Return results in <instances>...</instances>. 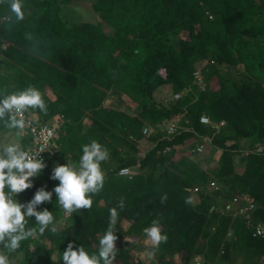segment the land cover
Masks as SVG:
<instances>
[{
    "label": "trees",
    "instance_id": "1",
    "mask_svg": "<svg viewBox=\"0 0 264 264\" xmlns=\"http://www.w3.org/2000/svg\"><path fill=\"white\" fill-rule=\"evenodd\" d=\"M12 2L0 0V98L34 86L47 112L28 109L26 114L45 123L62 115L69 123L58 153L51 148L41 153L46 167L15 199L26 203L40 187L52 191L59 183L50 178L53 167L72 164L70 158H80L82 147L93 140L109 158L101 163L103 189L90 194L92 207L67 214L53 193L52 203L37 206L54 217L43 235L35 218L26 217V229L36 228L37 234L12 252L0 243L8 264H63L69 243L98 254L109 209L121 198L125 209L115 231V259L121 264H146L134 261L131 253L147 242L143 229L154 219L168 237L155 250L157 264H194L196 259L200 264H264V238L252 232L264 222V0H20L22 20L11 11ZM88 3L97 21L68 17L72 5ZM198 70L204 90L194 83ZM166 85L173 94L188 93L166 107L155 100ZM122 88L133 97L137 117L105 106L112 90ZM185 108L196 138L215 136L203 155L178 151L194 133L172 140L160 132L143 135L144 125L158 131V124L183 115ZM203 115L226 125L217 131L203 126ZM87 118L91 125L85 131ZM182 124L187 126L185 120ZM16 131L0 121V141ZM138 140L156 145L142 157ZM246 140L249 153L244 155ZM15 141L10 144L22 150L31 144L30 136ZM169 147L173 150L165 153ZM123 149L129 154H121ZM218 150L221 157L211 166ZM137 166L140 173L132 179L117 175L121 168ZM211 180L221 188L199 192L195 203L189 189ZM242 195L256 205L251 217L212 210L216 201Z\"/></svg>",
    "mask_w": 264,
    "mask_h": 264
},
{
    "label": "clouds",
    "instance_id": "2",
    "mask_svg": "<svg viewBox=\"0 0 264 264\" xmlns=\"http://www.w3.org/2000/svg\"><path fill=\"white\" fill-rule=\"evenodd\" d=\"M11 11L15 14L17 20L23 19L24 14L20 0H13ZM5 19L6 18H3L2 21ZM204 82L205 80L202 71H196L194 73V83L201 90H204ZM115 90L116 89L112 90V92ZM167 93L160 101L157 100L156 93V102L169 107L171 104L179 102L187 95L188 91L184 90L178 94H173L172 91H170V96ZM159 95H163V93ZM128 107L129 108L125 107L123 110L120 109L118 111L129 113L132 117H137V115H139V110H137L136 113L128 112L130 110H136L134 103L128 102ZM28 109H39L41 112H47V105L42 98V94L34 86H28L23 90L0 98V121H4V126L8 129L20 130V135L21 132H23L21 137L30 136L31 139V144H29L24 150L21 149L19 144H8L4 147L2 153H0V243H2L4 248L8 249L10 252L17 250L20 247L21 241L37 234L36 228L26 229V217L35 218V222L39 226L38 231L40 235H43L49 225L53 223L54 217L51 211L47 208L42 211H37L38 205L52 203L53 193L56 196V201L60 208H62L67 214H71L81 209H90L93 203L90 194L99 193L104 186L105 176L101 169V163L107 161L109 158L108 150L97 141L93 140L82 147L83 154L80 158L78 154H76L75 157L70 158L72 164H56L53 167L50 178L59 181V183L52 189V191H47L45 190V187H40L30 201L19 203L15 197L33 187L30 178L38 177L46 167L43 159H36L34 156L29 155L31 153H38L41 157L43 155L41 153L46 151H41L40 147L35 144L31 129L36 128L39 131L50 129L51 135L48 133L47 139V143L49 144L48 148L52 149V153H58L61 147L59 140L64 137L66 133L65 130L69 124L62 115H56L51 119V123H45L40 121L36 116H28V114H26ZM186 112H188L187 108H185L183 115L181 114L173 120H167L158 124L156 126H159V128H157L158 131H155L153 127H150L151 124L144 125L143 135L145 138H149L151 135H154V132H160L163 139L172 140V138L180 136L185 132H191L195 134V138L187 145L183 147L181 146L178 151H185L188 154L199 156L203 155L206 152L207 144L212 143L215 136H203L201 139L196 138L197 134L194 132V129L189 126L191 123L186 116ZM182 120H185L187 126L182 124ZM85 121L83 124H85ZM200 123L203 126H209L212 129H216V131L226 125L224 121L219 123L213 122L207 115L200 117ZM162 125L164 128H161ZM89 127L84 125V130L87 131ZM171 127H174L173 132L170 130ZM18 134L19 133L17 132V135ZM141 141L138 140L137 143H140ZM201 144L205 146V151L203 153L194 152L196 147ZM155 145L156 143L153 144V147ZM151 149L152 148L149 150ZM125 150L126 149H123L122 151ZM172 150L173 149L169 147L166 148L164 152L169 153ZM260 150L262 151L264 149L261 148ZM148 151L144 153L141 150L140 153L142 157H144ZM248 153L249 151H244V155H247ZM73 163H75V165H73ZM124 169H129L131 175H121V171ZM138 173H140L139 166L124 167L118 171L117 175L119 177L132 179ZM212 182L216 183L218 189L210 187ZM6 187L9 190L7 193L5 192ZM195 188H199V192L210 193L215 190L218 191L221 186L215 180H211L208 185L195 186L192 190L190 188L189 191H191V195L198 197L199 192H195ZM166 199V196L162 197L161 203H164ZM229 201H231V199L228 201H222L220 205H218V201H216L217 206H214L212 210L218 207L219 211L225 214L223 208ZM124 209L125 203L123 198L117 202L115 207L109 209L108 227L99 239L98 254L94 253L90 255L85 251L83 246L74 248L73 244L69 243L66 250L62 253L63 264H113L117 254L115 245L117 240V236L115 235L116 224L119 219V213ZM225 215L232 216L229 214ZM52 230L55 231V228ZM143 231L147 237V242H150L152 246L153 250L148 252L149 258H152L155 255V250L161 243L166 242L168 237L167 235L162 234L159 222L156 219L151 222V226L144 228ZM0 264H8L5 255H0Z\"/></svg>",
    "mask_w": 264,
    "mask_h": 264
},
{
    "label": "rangeland",
    "instance_id": "3",
    "mask_svg": "<svg viewBox=\"0 0 264 264\" xmlns=\"http://www.w3.org/2000/svg\"><path fill=\"white\" fill-rule=\"evenodd\" d=\"M68 17L72 18L74 16L78 17L79 20H83V21H97V15L93 12L90 3L86 4V5H72V9H70L69 11H67ZM104 29H106V31L108 30L106 28V26L104 25ZM184 37H186V33L184 34ZM228 68L227 67H223L222 68V72H224L225 74L227 73ZM236 76L240 73L241 71L239 69H233L231 70ZM214 86V83H213ZM161 90V91H160ZM159 90V93L157 92V100L160 101L167 93L170 96V91H171V87L170 86H164L163 88H161ZM163 93V95H159ZM128 102L134 103L133 97H131L130 95L126 94V90L125 89H120V90H115L114 92H111L110 95L108 96V98L105 101V106L115 109V110H123L125 107H128ZM135 111H128L130 113H136L137 112V108L135 106ZM176 120V119H175ZM150 127H153L150 126ZM154 128V127H153ZM156 128H159L156 127ZM161 128H164L163 125L161 126ZM160 130V129H159ZM23 135V132H21V136ZM11 136V140H9V142L11 141L12 143H16V136H14L13 140H12V135ZM143 152L145 153V148L143 145H141ZM121 154H129L126 150L125 151H121ZM78 160V159H77ZM213 163H216L218 160L217 154L215 156V158L212 159ZM211 160V161H212ZM72 161V160H71ZM102 164H101V169L102 168ZM112 169V168H111ZM106 174H107V170H106ZM105 174V175H106ZM195 199L196 201L199 199L197 196L194 197V195H192V199ZM194 201V200H193ZM196 203V202H195ZM142 247L140 249H138L136 252H132L131 256L134 259V261H137L139 258L142 259V261L146 264H157L156 259H155V255L152 258H149L148 256V252H150V250L148 249L151 244L147 243L145 241H142ZM3 253H0V255H2ZM55 260L57 261V257L55 258ZM17 261H15V264H17ZM180 262V261H179ZM114 264H121L118 259L114 260Z\"/></svg>",
    "mask_w": 264,
    "mask_h": 264
},
{
    "label": "built area",
    "instance_id": "4",
    "mask_svg": "<svg viewBox=\"0 0 264 264\" xmlns=\"http://www.w3.org/2000/svg\"><path fill=\"white\" fill-rule=\"evenodd\" d=\"M24 118V115H23ZM172 132L174 131V127H171L170 129ZM48 133L51 135L50 129H44L42 131L37 130L36 128L31 129V134L33 135L34 142L37 146L40 147V150H47L49 147V144L47 143L48 139ZM36 151V150H35ZM205 151V146L203 144L198 145L194 152L197 153H203ZM30 156H34L36 159H39L40 156L38 153H31ZM121 175L124 176H130V170L124 169L121 171ZM211 188L218 189L216 183L212 182L210 184ZM195 192H199V188L194 189ZM256 209V206L252 199L248 196H242V197H234L231 199V201L227 202L223 208V212L225 214L232 215L234 217L242 216V217H250V214L253 213ZM230 236V234H229ZM253 236L254 237H264V222L258 223L253 228ZM195 264H200L199 260H195Z\"/></svg>",
    "mask_w": 264,
    "mask_h": 264
},
{
    "label": "crops",
    "instance_id": "5",
    "mask_svg": "<svg viewBox=\"0 0 264 264\" xmlns=\"http://www.w3.org/2000/svg\"><path fill=\"white\" fill-rule=\"evenodd\" d=\"M41 121H42V120H41ZM48 123H51V120H50ZM84 125H85L86 127H89V126L91 125V122H90L88 119H86ZM18 133H19L18 135H17V131H16V132H12V134H11L10 132L5 133V134H6V135H5V138H4V139L1 138V141H0V149L3 150L5 146H7L8 144H10V142H9V140H10V135H12V140H13L14 136H16L17 138H22L21 135H20V130H18ZM154 133H157V132H154ZM1 135H2V134L0 133V136H1ZM140 143H141V145L144 146L145 151H148L150 148H153V144H150V145H149V144H147L145 141H141ZM248 144H249V142H248L247 140L242 142V150H243V152H244L245 150H247V148H248ZM141 145H140V150L143 151ZM81 154H83L82 150H81ZM216 154H217V157H218V160H217V162H218L219 159H220V157H221L222 151H221V150H218ZM215 156H216V155H215ZM214 158H215V157H214ZM217 162H216V163H213L211 166H216ZM76 166H77V165H76ZM198 200H199V199H198ZM198 200H197V201H194V202H198ZM221 203H222V201H219V200H218L217 204L220 205ZM0 253H3V252H0ZM2 255H4V253H3ZM7 260H8V259H7ZM9 261H10V260H8V263H10Z\"/></svg>",
    "mask_w": 264,
    "mask_h": 264
}]
</instances>
